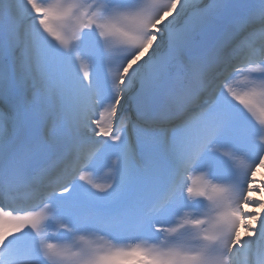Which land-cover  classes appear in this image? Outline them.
Returning <instances> with one entry per match:
<instances>
[{
    "label": "snow or ice",
    "instance_id": "obj_1",
    "mask_svg": "<svg viewBox=\"0 0 264 264\" xmlns=\"http://www.w3.org/2000/svg\"><path fill=\"white\" fill-rule=\"evenodd\" d=\"M264 0H0V264H264Z\"/></svg>",
    "mask_w": 264,
    "mask_h": 264
},
{
    "label": "rangeland",
    "instance_id": "obj_2",
    "mask_svg": "<svg viewBox=\"0 0 264 264\" xmlns=\"http://www.w3.org/2000/svg\"><path fill=\"white\" fill-rule=\"evenodd\" d=\"M261 201V200H260Z\"/></svg>",
    "mask_w": 264,
    "mask_h": 264
}]
</instances>
